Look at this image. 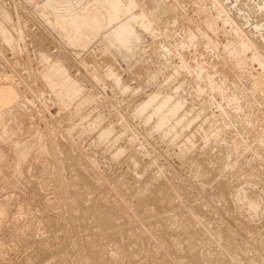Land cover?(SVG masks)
<instances>
[{
	"label": "rangeland",
	"instance_id": "rangeland-1",
	"mask_svg": "<svg viewBox=\"0 0 264 264\" xmlns=\"http://www.w3.org/2000/svg\"><path fill=\"white\" fill-rule=\"evenodd\" d=\"M29 1L0 0V264H264V0Z\"/></svg>",
	"mask_w": 264,
	"mask_h": 264
},
{
	"label": "bare ground",
	"instance_id": "bare-ground-1",
	"mask_svg": "<svg viewBox=\"0 0 264 264\" xmlns=\"http://www.w3.org/2000/svg\"><path fill=\"white\" fill-rule=\"evenodd\" d=\"M23 1H27V0H23ZM46 2V1H45ZM50 2H52V0L50 1ZM49 2V3H50ZM153 2H154V0H153ZM48 3V4H49ZM155 3V2H154ZM25 4V3H24ZM47 4V5H48ZM54 6H55V8L57 7V5L59 4V3H57V5H56V1H54ZM26 6L27 5H29V6H32V8H33V12L35 13V14H37V15H39L40 16V8L38 7V6H34L33 5V3L31 2V1H29L28 0V3L27 4H25ZM45 5V4H44ZM60 5V4H59ZM50 6H53L52 4L50 5ZM61 7V6H60ZM52 8H54V7H52ZM57 8H59V7H57ZM59 10V9H58ZM12 17V16H11ZM14 19V18H13ZM40 19H42L43 21H44V23L46 24V25H48V23L42 18V17H40ZM257 26H260L259 24L257 25ZM52 30H53V32H54V34L56 35V36H58V38H60L62 41H64V43L68 46V43H67V40L64 38V35L63 34H60L59 33V31L57 30V29H53V28H51ZM69 47V46H68ZM125 49V48H124ZM70 51H72V50H70ZM123 51H126L125 52V54L127 55V54H129V53H131V48H126L125 50H123ZM72 53L73 54H75L76 55V53L74 52V51H72ZM236 53V52H235ZM130 55V54H129ZM244 54H242L241 56H243ZM237 58V57H236ZM239 58V57H238ZM241 62V61H240ZM57 69H58V67H57ZM109 70H110V68H109ZM60 71V70H59ZM113 71V70H112ZM109 72V71H108ZM111 72V71H110ZM65 75H66V73H65ZM68 77H69V75H68ZM71 78V77H70ZM259 78V77H258ZM263 79H264V75H263ZM67 80H68V78H67ZM259 80H260V78H259ZM264 81V80H263ZM260 83V82H259ZM258 86H260L259 84H258ZM0 88H2V92H0L1 94H0V99H2V101H4L5 102V104L4 105H6V102H9L10 100H8V98H11V96L13 95L14 97L17 95V89H15L13 86H4V85H2V87L0 86ZM18 96V95H17ZM16 96V97H17ZM148 99H150V96L148 97ZM148 99L143 103V104H146L147 102H148ZM17 100V99H16ZM1 101V102H2ZM166 101H167V98H164L163 99V102L162 103H160L159 105H164L165 103H166ZM0 102V103H1ZM3 102V103H4ZM14 102H15V98H14ZM167 103H168V101H167ZM166 103V104H167ZM9 104H10V102H9ZM14 104V103H13ZM0 105H2V104H0ZM147 105H148V103H147ZM12 106V105H11ZM146 106V105H145ZM160 106V107H161ZM160 107H157V108H160ZM5 108V107H4ZM155 108V107H154ZM165 110V109H164ZM160 111V110H159ZM158 112V111H157ZM177 112V111H176ZM165 116V115H164ZM164 116H162V120H161V122L160 123H158V124H160V125H163V119L165 118ZM1 118V117H0ZM3 119V118H2ZM167 121V120H166ZM179 122V121H178ZM0 124H1V122H0ZM242 125H244V124H242Z\"/></svg>",
	"mask_w": 264,
	"mask_h": 264
}]
</instances>
